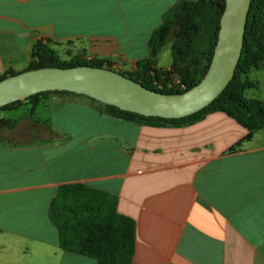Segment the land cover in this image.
Masks as SVG:
<instances>
[{
  "label": "crops",
  "instance_id": "0c3cea01",
  "mask_svg": "<svg viewBox=\"0 0 264 264\" xmlns=\"http://www.w3.org/2000/svg\"><path fill=\"white\" fill-rule=\"evenodd\" d=\"M179 1L0 0V76L27 70L39 40L64 60L132 72ZM172 64L168 44L157 67ZM249 77L257 85L245 96L264 102V60ZM46 97L38 115L49 129L31 136L40 141L0 131V264H96L63 249L49 218L58 187L77 182L115 195L134 221L131 264H264V128L250 134L221 111L153 124L86 95Z\"/></svg>",
  "mask_w": 264,
  "mask_h": 264
},
{
  "label": "trees",
  "instance_id": "16d2710c",
  "mask_svg": "<svg viewBox=\"0 0 264 264\" xmlns=\"http://www.w3.org/2000/svg\"><path fill=\"white\" fill-rule=\"evenodd\" d=\"M225 3L226 0L179 1L166 12L162 24L151 34L150 56L139 61L136 70L118 72L150 89L165 93H181L192 88L201 81L210 66ZM168 44H171L173 64L170 70H163L157 67V56ZM263 60L264 0H252L242 54L235 74L220 96L207 107L189 116L170 119L144 116L113 105L101 104L110 115L153 124L166 122L184 125L209 113L221 111L252 134L264 128V102L258 98H247L245 91L257 85V81L251 79L249 73L259 68ZM78 65L115 70L108 60L87 59L82 55L73 56L68 61L61 60L43 40L37 42L27 69ZM12 74L16 72L8 70L0 76V80ZM173 76H177L185 84L184 90L168 88L167 82ZM160 85L164 87L161 88ZM52 93L76 94L69 91H43L0 107V110L16 108L23 102H29L34 111ZM0 124L8 126L9 121L0 119ZM117 202L115 195L83 183L60 185L50 203L49 218L58 230L61 247L68 252L91 257L96 260V264H131L135 252V224L132 219L117 211Z\"/></svg>",
  "mask_w": 264,
  "mask_h": 264
},
{
  "label": "water",
  "instance_id": "95a60500",
  "mask_svg": "<svg viewBox=\"0 0 264 264\" xmlns=\"http://www.w3.org/2000/svg\"><path fill=\"white\" fill-rule=\"evenodd\" d=\"M252 0H226L210 66L201 81L181 93H165L105 67H39L0 80V107L43 91H69L144 116L182 118L211 104L235 74Z\"/></svg>",
  "mask_w": 264,
  "mask_h": 264
},
{
  "label": "rangeland",
  "instance_id": "374dc122",
  "mask_svg": "<svg viewBox=\"0 0 264 264\" xmlns=\"http://www.w3.org/2000/svg\"><path fill=\"white\" fill-rule=\"evenodd\" d=\"M59 56V55H58ZM59 58H61L59 56ZM61 60H64L61 58ZM70 60V59H68ZM64 60V61H68ZM177 77V76H173ZM172 78V80H173ZM172 80H169L167 82L168 88H171L169 85ZM159 87H164V85H160ZM38 110H40V107H38L36 110L31 109V105L29 102H23L21 105L17 106L16 108L11 109H1L0 110V119L2 121H9L8 126H2L0 124V131L2 132H9V129L16 130V132L19 134L18 137L21 141H40L42 138L40 137V132L37 131L38 138L35 139L31 137L35 132V126L37 127V130L40 128L39 125H42V130L49 129V125L47 124V120L45 116H39ZM40 117V118H39ZM38 125V126H37ZM2 126V127H1ZM11 126V128H9ZM34 131H33V130ZM9 136V134H7Z\"/></svg>",
  "mask_w": 264,
  "mask_h": 264
},
{
  "label": "built area",
  "instance_id": "2783aa9c",
  "mask_svg": "<svg viewBox=\"0 0 264 264\" xmlns=\"http://www.w3.org/2000/svg\"><path fill=\"white\" fill-rule=\"evenodd\" d=\"M169 86L180 90H184L186 88L185 84L182 83L181 79L178 77H174Z\"/></svg>",
  "mask_w": 264,
  "mask_h": 264
}]
</instances>
